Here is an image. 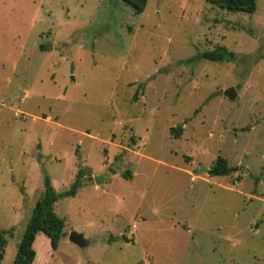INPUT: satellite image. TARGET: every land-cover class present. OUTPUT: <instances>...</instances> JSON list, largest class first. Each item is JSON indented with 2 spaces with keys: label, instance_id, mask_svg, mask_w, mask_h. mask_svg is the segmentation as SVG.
<instances>
[{
  "label": "rangeland",
  "instance_id": "374dc122",
  "mask_svg": "<svg viewBox=\"0 0 264 264\" xmlns=\"http://www.w3.org/2000/svg\"><path fill=\"white\" fill-rule=\"evenodd\" d=\"M46 177L66 235L34 264H264V0H0V264Z\"/></svg>",
  "mask_w": 264,
  "mask_h": 264
},
{
  "label": "trees",
  "instance_id": "16d2710c",
  "mask_svg": "<svg viewBox=\"0 0 264 264\" xmlns=\"http://www.w3.org/2000/svg\"><path fill=\"white\" fill-rule=\"evenodd\" d=\"M131 7L135 13H142L148 0H122ZM216 7L234 13L252 14L256 10L257 0H205ZM208 61H223L233 59V54L225 48H217L213 51L205 52L199 56ZM182 128H171L170 133L174 138H180ZM79 173L71 184L70 189L64 192L63 196H74L80 186ZM229 166L227 160L218 155L210 164L208 175L211 177L227 176ZM124 178L131 179V171H127ZM60 195H58L48 177L44 179V193L35 203L30 219L28 220L24 233L17 247L15 258L12 264H34L36 259L35 240L39 233H42L48 240L50 248L54 251L58 248L59 241L65 228V220L57 215L54 205ZM9 230L0 231V261L3 259L4 248L6 246V236Z\"/></svg>",
  "mask_w": 264,
  "mask_h": 264
},
{
  "label": "water",
  "instance_id": "95a60500",
  "mask_svg": "<svg viewBox=\"0 0 264 264\" xmlns=\"http://www.w3.org/2000/svg\"><path fill=\"white\" fill-rule=\"evenodd\" d=\"M224 96L228 97L229 99L233 100L235 98V93L232 89H228L224 92ZM208 168H203V167H200V170L198 173H207L208 172ZM105 177L102 176V175H95V176H88V177H85L83 178V182H84V185H87V184H92L94 183L96 186H100L103 181H104ZM65 234V233H64ZM63 233H62V236H65ZM68 240L73 243V244H76L78 246H83V239H82V236L76 232H72L69 234L68 236Z\"/></svg>",
  "mask_w": 264,
  "mask_h": 264
},
{
  "label": "crops",
  "instance_id": "0c3cea01",
  "mask_svg": "<svg viewBox=\"0 0 264 264\" xmlns=\"http://www.w3.org/2000/svg\"><path fill=\"white\" fill-rule=\"evenodd\" d=\"M93 184V183H92ZM92 184H87V185H85V186H91Z\"/></svg>",
  "mask_w": 264,
  "mask_h": 264
}]
</instances>
